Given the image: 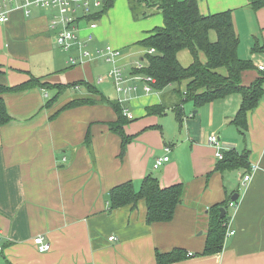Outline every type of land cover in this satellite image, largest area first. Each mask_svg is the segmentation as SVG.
Wrapping results in <instances>:
<instances>
[{
  "label": "crops",
  "instance_id": "1",
  "mask_svg": "<svg viewBox=\"0 0 264 264\" xmlns=\"http://www.w3.org/2000/svg\"><path fill=\"white\" fill-rule=\"evenodd\" d=\"M126 1L115 0L94 28L86 20L76 23L93 55L78 65L68 63L76 47L64 51L56 44V31L49 27L55 10L25 8L16 0L8 20L0 24V86L15 87L32 77L51 85H75L51 107L45 103L53 92L41 88L1 94L11 120L0 127V264H156L157 251L175 249L185 251L187 258L174 264H264V95L247 113L243 134L232 124L239 94L198 108L187 102L178 122L175 86L144 92L143 82L134 79L141 75L132 73L136 68L130 70L148 53L136 43L162 26V17L136 23L123 5ZM196 1L204 16L232 10L238 56L239 31L248 23L250 56L239 57L251 59L255 67L264 62V52L251 53L253 46L264 44V9L248 11V0ZM253 19L256 23L251 24ZM106 47L118 51L115 65L123 71L122 86H135L134 91L117 92L106 77L114 64L95 56ZM181 52L177 59L188 66L191 56L185 51L183 65ZM254 56H259L255 62ZM257 76L256 71L244 72L243 85ZM84 85L129 110L123 130L132 139L122 157L120 139L110 129L117 116L109 105L81 106L50 118L66 102L93 96ZM158 105L164 107L162 115L146 113L147 107ZM211 133L218 136L223 154L248 151L249 169L215 171L217 149L206 140ZM163 157L169 160L153 169L155 160ZM148 175L158 179L161 188H184L170 222L147 224L142 200L135 207L109 209L108 193L114 186L131 181L138 190ZM236 194L237 208H229ZM216 204L226 207L234 234L226 231L221 252L201 256L208 209ZM38 236L50 245L49 251L36 250L33 238Z\"/></svg>",
  "mask_w": 264,
  "mask_h": 264
},
{
  "label": "trees",
  "instance_id": "2",
  "mask_svg": "<svg viewBox=\"0 0 264 264\" xmlns=\"http://www.w3.org/2000/svg\"><path fill=\"white\" fill-rule=\"evenodd\" d=\"M142 1L146 6L156 9L163 23L162 26L148 31L146 37L136 43L146 50L153 49L154 53H145L142 56V68L134 69L132 73L154 78L153 90L160 91L168 86H175L177 101L173 112L178 122L183 118L182 106L187 102L198 108L228 95L239 94L240 108L232 124L243 134L247 130V113L257 107L264 95V72L258 71L251 59H241L238 56L239 37L234 29L232 10L204 16L199 13L196 0H130L131 8H134V3ZM114 2L115 0H102L101 8L90 15H79L75 23L81 20L95 23L113 7ZM246 6L253 11L264 9V0H248ZM133 14L138 17L134 9ZM142 16L146 17V14L142 13ZM211 32L215 34L214 41L210 40ZM181 51H187L191 56L192 61L188 66H182L177 59ZM260 52H264V44L251 48V53ZM201 56H204V61ZM246 71H256L258 74L249 85L242 83V75ZM73 86L75 85L41 83L33 77L15 87L0 86V127L11 120L1 97L3 92H23L32 88L52 91L53 94L45 103L46 107H51L66 89ZM84 86L93 96L78 97L66 102L50 118L56 117L62 111L81 106L101 103L109 105L117 116L110 129L120 139L119 157H122L132 138L124 133L123 128L129 121L123 115L121 106L117 102L102 98L101 94L92 90V86ZM146 113L162 115L164 107L150 106ZM86 139L88 143V134ZM238 169H249L248 151L225 152L215 171ZM183 190L181 184L161 188L158 179L148 175L142 180L138 190L134 189L131 181L114 186L108 193L109 209L135 207L142 200L146 206L147 224L167 223L173 219ZM221 208L226 207L216 204L208 209L207 236L201 256L217 254L223 248L228 218L226 215L219 218ZM186 258L185 251L181 249L155 253L156 264H174Z\"/></svg>",
  "mask_w": 264,
  "mask_h": 264
},
{
  "label": "built area",
  "instance_id": "3",
  "mask_svg": "<svg viewBox=\"0 0 264 264\" xmlns=\"http://www.w3.org/2000/svg\"><path fill=\"white\" fill-rule=\"evenodd\" d=\"M16 0H0V24L6 22L8 20V14L11 11V5ZM23 6L25 8H29L30 6L43 8V9H52L56 11L53 19L50 22L49 27L52 30L56 31L55 40L56 44L62 48L64 51H70L74 47L77 48L76 55H70L68 58L69 65H78L82 64L86 59L93 57L91 52L86 48L84 41L81 40L78 32V27L75 23V19L79 16H86L92 14L95 10L101 8L102 0H22ZM28 10H26V13ZM91 27H95V23H91ZM91 36H88V41L91 40ZM149 54L154 53L153 49L148 50ZM118 51L112 50L110 47H106L103 50H97L95 52L96 57H103L106 61L114 64L112 70H110L106 77L112 80L115 83L117 92H128L134 91L136 89L135 86L131 87H123L124 78L123 71L117 67L116 60L118 57ZM136 69L142 68V64L140 62H136ZM256 68L260 72H264V62L258 63ZM135 80H140L143 82V90L144 92H151L153 89V85L155 84V79L146 76H135ZM101 81L98 78V83ZM47 97V94H45ZM123 115L130 117V112L128 109L123 110ZM207 144L217 149L215 157L218 160L223 158V153L221 152L222 145L221 142L215 134L211 133L207 135ZM169 160L168 157L157 158L153 164V169L160 168L163 164H165ZM257 167H253L252 172L256 170ZM244 181L247 182L250 179V174L245 175L243 177ZM229 208H237L234 202L228 204ZM231 219L226 223L227 235L231 236L234 234V231L230 229ZM0 239H1V229H0ZM110 241L114 240V238H109ZM33 244L38 252H47L50 249V245L44 242L43 238L38 236L33 238ZM191 254L188 253V256Z\"/></svg>",
  "mask_w": 264,
  "mask_h": 264
},
{
  "label": "rangeland",
  "instance_id": "4",
  "mask_svg": "<svg viewBox=\"0 0 264 264\" xmlns=\"http://www.w3.org/2000/svg\"><path fill=\"white\" fill-rule=\"evenodd\" d=\"M149 2V1H148ZM124 7L127 9V11L129 12L130 14V17L132 18L131 20L135 21L136 23H140V22H143V21H146L147 19L149 18H152V17H155L156 15H159L160 16V19H161V15L160 14H157L156 13V9L154 7H148L145 5V3L142 1L140 3H134V11L136 14H138V17L137 16H134L133 14V9L131 8V2L130 0H127L126 3L123 4ZM123 7V6H122ZM248 11H252L251 9L247 8ZM142 13H145L146 14V17H143L142 16ZM251 24L252 23H256L255 20H250ZM100 23V21L98 22V24ZM97 24V23H96ZM161 25V23H160ZM248 26V23H243V30H240L239 33H240V47H239V56L240 57H249L250 54H249V51H248V43H247V36L249 35V31L250 29H246V27ZM159 26V25H158ZM246 26V27H245ZM259 33V31H257ZM257 33V34H258ZM211 36H214V33L212 32ZM124 52V51H123ZM120 53L122 54V51H120ZM187 52L183 51L179 54V60L180 62L183 64V65H186L187 63L185 62V58H188L187 57ZM264 55H262L263 57ZM256 57H259V56H254L252 57V60L255 62L256 61ZM135 65V64H134ZM134 65H132L130 67V70H133L135 67ZM79 96V94H77ZM169 116H171V114H169ZM173 118V116H172Z\"/></svg>",
  "mask_w": 264,
  "mask_h": 264
},
{
  "label": "water",
  "instance_id": "5",
  "mask_svg": "<svg viewBox=\"0 0 264 264\" xmlns=\"http://www.w3.org/2000/svg\"><path fill=\"white\" fill-rule=\"evenodd\" d=\"M237 198H238V195L236 194V195H234L233 197H231L230 198V203L231 202H235L236 200H237ZM226 215V209L225 208H221L220 209V215H219V218H223V216H225Z\"/></svg>",
  "mask_w": 264,
  "mask_h": 264
}]
</instances>
